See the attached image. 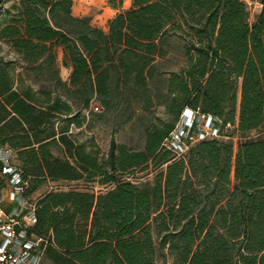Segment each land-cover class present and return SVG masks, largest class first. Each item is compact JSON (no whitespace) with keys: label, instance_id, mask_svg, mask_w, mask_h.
<instances>
[{"label":"trees","instance_id":"1","mask_svg":"<svg viewBox=\"0 0 264 264\" xmlns=\"http://www.w3.org/2000/svg\"><path fill=\"white\" fill-rule=\"evenodd\" d=\"M107 2L118 13L106 30L75 17L72 0L0 9V149L14 154L27 196L46 181L104 189L51 191L37 202L35 231L51 240L44 261L155 264L159 251L171 264H264V135L246 138L264 128V0L251 25L240 0ZM175 40L176 70H165ZM58 49L70 102L34 90L14 68L19 61L63 85ZM129 94L145 110L154 94L171 117L145 127L142 150L112 136L102 160L68 135L92 102L110 111ZM184 109L234 126L244 141L234 151L221 129V139L176 159L164 144ZM149 165L151 180L123 177Z\"/></svg>","mask_w":264,"mask_h":264},{"label":"rangeland","instance_id":"2","mask_svg":"<svg viewBox=\"0 0 264 264\" xmlns=\"http://www.w3.org/2000/svg\"><path fill=\"white\" fill-rule=\"evenodd\" d=\"M242 1L248 11V22L253 24L257 16L262 10L259 0H240ZM18 0H0V9L7 8L10 5L16 4ZM72 12L75 17H90L93 26L100 29H106L108 20L116 14L118 10L112 9L107 0H72ZM130 5L122 4L120 10L128 9ZM176 40L172 44L171 52L173 55L170 59L164 62L165 70H176ZM5 52L7 50L5 49ZM14 68L16 73L22 76L24 83L33 87L34 90L47 91L50 93L57 92L62 96L63 101L70 102L65 96V88L70 87L69 76L70 69L62 65V52L57 50L56 68L58 70V77L63 85L54 87L53 82L49 81L48 75L36 74L19 61H15ZM26 69V70H25ZM149 103L147 110L144 109L142 99L137 97L134 99L132 95H128V100L121 106H113L110 111H104L101 105L97 102L92 104L87 109H83L77 116L76 121L70 128L69 136L73 137L76 141L84 143L87 150L95 153L100 159L105 160L108 153L109 141L113 136L117 145L125 146L128 150L140 151L143 149L144 144V129L145 127L155 124L162 125L171 121V117L166 114L165 108L160 105V101L154 98ZM162 100V99H161ZM239 103V94H238ZM98 108L95 111L94 108ZM238 116V108L237 114ZM223 134L227 136L229 141L234 146V151L237 145L244 141L235 128L224 130ZM264 135V128L257 132L247 135V139H255ZM55 155H59V151H53ZM15 162V157L13 158ZM154 174V167L149 165L148 169H138L123 175L124 178L131 181L144 182L151 180ZM89 188L94 193L103 191L96 184H87L85 182H51L46 183L34 192L28 194L32 202H38L48 192L51 191H68V190H82ZM153 232V227L151 229ZM154 245L157 248V238L153 235ZM172 258L165 253L157 252L155 256V264H171ZM43 264L48 262L43 260Z\"/></svg>","mask_w":264,"mask_h":264},{"label":"built area","instance_id":"3","mask_svg":"<svg viewBox=\"0 0 264 264\" xmlns=\"http://www.w3.org/2000/svg\"><path fill=\"white\" fill-rule=\"evenodd\" d=\"M229 128L235 127L223 126L218 118L184 109L164 147L179 159L190 146L221 139V129ZM13 158L11 150L0 149V264H43L51 240L35 231L37 202L27 196L28 182Z\"/></svg>","mask_w":264,"mask_h":264},{"label":"crops","instance_id":"4","mask_svg":"<svg viewBox=\"0 0 264 264\" xmlns=\"http://www.w3.org/2000/svg\"><path fill=\"white\" fill-rule=\"evenodd\" d=\"M124 4H128V5H130V1H125ZM128 9H129V8H128ZM125 10H127V9H125ZM116 12L118 13V11H116ZM117 13H116V14H117ZM116 14H114V16H115ZM114 16H113V17H114ZM113 17H111L110 19H112ZM110 19H109V20H110ZM103 30H106V29H103Z\"/></svg>","mask_w":264,"mask_h":264}]
</instances>
